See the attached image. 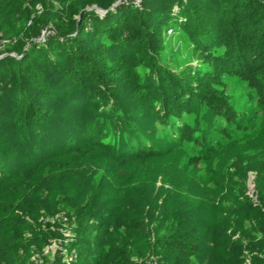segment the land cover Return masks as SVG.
Returning <instances> with one entry per match:
<instances>
[{
    "label": "rangeland",
    "instance_id": "374dc122",
    "mask_svg": "<svg viewBox=\"0 0 264 264\" xmlns=\"http://www.w3.org/2000/svg\"><path fill=\"white\" fill-rule=\"evenodd\" d=\"M121 2L95 7L96 13L102 18ZM82 8L83 0H3L0 61L31 51L64 65V55L52 53L45 39L58 26L67 30ZM162 39L174 60L188 58L195 71L203 66L170 29ZM223 91L242 120L221 134V118L212 124L213 117L199 118L193 131L210 123L211 133L202 160L194 158L199 148L191 140L148 158H122L88 143L51 155L42 142H36L42 153L17 138L6 142L13 154L5 163L11 170L0 173V234L16 238L14 255L22 264H176L170 245L184 234L179 245L191 251L183 264H264V104L235 77H224ZM131 92L129 86L119 92L130 110ZM163 133L159 128L157 137ZM141 221L143 239L137 236ZM95 222L101 227L91 235L92 246L101 259L89 262L75 241Z\"/></svg>",
    "mask_w": 264,
    "mask_h": 264
},
{
    "label": "trees",
    "instance_id": "16d2710c",
    "mask_svg": "<svg viewBox=\"0 0 264 264\" xmlns=\"http://www.w3.org/2000/svg\"><path fill=\"white\" fill-rule=\"evenodd\" d=\"M111 1L83 0L87 9L75 12L79 19L45 39L52 53L64 55V65L31 51L0 61V173L11 170L5 163L13 151L5 143L14 138L29 151L42 153L37 141L51 155L88 143L122 158L155 157L191 140L199 148L194 158L201 159L211 133L210 123L193 131L199 118L213 117L211 124L221 118V134L242 120L229 106L224 77L248 83L264 104V0H122L101 18L94 7ZM169 29L198 56L200 69L193 70L188 58L176 61L171 51L166 54L162 33ZM123 86L132 91L131 110L126 97L120 99ZM159 128L168 134L157 137ZM98 227L99 222L87 225L88 235L75 241L82 244L79 257L89 262L101 259L92 246ZM146 235L141 221L137 236ZM179 244L170 250L176 264H183L191 250ZM15 248L13 235L0 234V264H22Z\"/></svg>",
    "mask_w": 264,
    "mask_h": 264
},
{
    "label": "water",
    "instance_id": "95a60500",
    "mask_svg": "<svg viewBox=\"0 0 264 264\" xmlns=\"http://www.w3.org/2000/svg\"><path fill=\"white\" fill-rule=\"evenodd\" d=\"M95 8V7H94Z\"/></svg>",
    "mask_w": 264,
    "mask_h": 264
}]
</instances>
